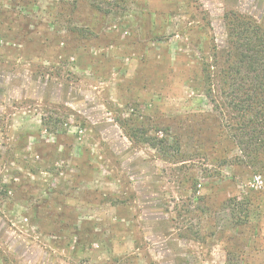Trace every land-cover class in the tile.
<instances>
[{"label": "rangeland", "instance_id": "374dc122", "mask_svg": "<svg viewBox=\"0 0 264 264\" xmlns=\"http://www.w3.org/2000/svg\"><path fill=\"white\" fill-rule=\"evenodd\" d=\"M231 12L264 27V0H0V264H264V168L194 89Z\"/></svg>", "mask_w": 264, "mask_h": 264}, {"label": "trees", "instance_id": "16d2710c", "mask_svg": "<svg viewBox=\"0 0 264 264\" xmlns=\"http://www.w3.org/2000/svg\"><path fill=\"white\" fill-rule=\"evenodd\" d=\"M227 40L225 47L214 44L202 53L198 61L200 80L195 90L218 105L217 92L228 101L229 108L238 112L237 122L224 123L231 131L233 148L240 151L236 159L239 165L253 170L264 168V27L254 20L231 12L226 15ZM219 81L217 90L216 81ZM220 114L225 118L224 108ZM131 120V119H130ZM129 121V120H128ZM122 127L129 130L128 137L147 145L163 158L174 160L186 156L182 149L183 137L174 134L171 128H129L123 120ZM172 133V134H171ZM187 142V141H186ZM184 146H187V143ZM19 184L14 181L5 186L6 194Z\"/></svg>", "mask_w": 264, "mask_h": 264}, {"label": "built area", "instance_id": "2783aa9c", "mask_svg": "<svg viewBox=\"0 0 264 264\" xmlns=\"http://www.w3.org/2000/svg\"><path fill=\"white\" fill-rule=\"evenodd\" d=\"M263 180L261 179V177H255L254 181L252 183V187H254L257 190H260L263 188Z\"/></svg>", "mask_w": 264, "mask_h": 264}]
</instances>
